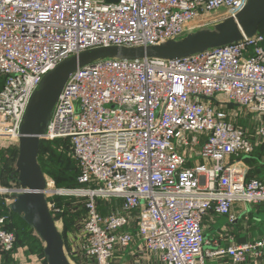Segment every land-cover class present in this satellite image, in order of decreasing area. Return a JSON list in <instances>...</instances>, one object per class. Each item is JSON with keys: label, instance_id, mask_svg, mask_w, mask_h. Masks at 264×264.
<instances>
[{"label": "built area", "instance_id": "1", "mask_svg": "<svg viewBox=\"0 0 264 264\" xmlns=\"http://www.w3.org/2000/svg\"><path fill=\"white\" fill-rule=\"evenodd\" d=\"M247 1L0 0V142L8 141L0 150L18 149L34 93L63 61L96 48L178 40L236 17ZM247 115L253 133L238 126ZM41 141L51 157L67 141L79 166L81 187L46 176L45 190L53 217L69 204L85 211L66 253L73 264L74 254L87 264H115L134 244L137 264L154 256L161 264L264 256V238L205 250L204 225L211 214L235 222L237 204L264 203V182L247 179L243 162L264 146V34L184 59L84 66L67 81ZM23 192L15 181L0 184L8 209ZM99 200L122 205L104 216ZM11 222L0 216V264H45V256L18 246Z\"/></svg>", "mask_w": 264, "mask_h": 264}, {"label": "water", "instance_id": "2", "mask_svg": "<svg viewBox=\"0 0 264 264\" xmlns=\"http://www.w3.org/2000/svg\"><path fill=\"white\" fill-rule=\"evenodd\" d=\"M118 1V0H109ZM264 23V0H248L236 16L215 25L191 31L178 40L158 45L102 47L74 55L60 63L42 80L24 117L18 146L16 173L25 192L16 196L11 209L34 229L43 241L48 264H73L53 215L48 207L46 176L39 163L41 136L45 134L53 110L70 76L100 60H178L236 43L259 33Z\"/></svg>", "mask_w": 264, "mask_h": 264}, {"label": "trees", "instance_id": "3", "mask_svg": "<svg viewBox=\"0 0 264 264\" xmlns=\"http://www.w3.org/2000/svg\"><path fill=\"white\" fill-rule=\"evenodd\" d=\"M260 34H264V23L261 25ZM5 79L0 76V91L3 89ZM241 118L238 121V126L243 127L250 133H253L254 125L247 121L248 119ZM61 146H64L61 148ZM13 156L11 160L0 161V184L3 186H9L11 182L15 181L18 184V175L16 173V162L18 158V149H12ZM51 148L49 143L41 141L39 152V163L45 175L53 176L58 182V186L74 189L79 188L81 185L78 183L79 166L75 159L70 154L69 143L67 141H58L56 143V150H54L52 157L49 156ZM264 154V146L256 148L253 154L249 155L245 159L246 164L249 166V172L247 179H258L264 182V164L261 162V156ZM58 206H62L63 203L60 199L55 198ZM122 202L114 201L113 203H105L102 200L98 201V207L100 212L107 216L114 210L121 208ZM80 206V205H79ZM78 205L69 204V210L64 214H59L54 217V220L58 222L63 220L64 233L62 234L65 246L70 251L72 250V243L69 239L76 228V224L83 218L85 211L83 208H79ZM257 212H260V218L262 219V227H264V203L257 205ZM10 214L12 222L7 227L10 231H15L18 238V246H27L34 254L45 256L43 241L39 236L35 235L34 229L24 220L21 215L16 214L12 209H8L3 201L0 200V216ZM76 223V224H75ZM229 228L233 234L238 236V243H244L245 238L242 236V229L247 227V224L243 222L229 223ZM46 257V256H45ZM73 260L76 264H87L84 259L81 260L79 256L73 255ZM45 264H48L47 259Z\"/></svg>", "mask_w": 264, "mask_h": 264}, {"label": "crops", "instance_id": "4", "mask_svg": "<svg viewBox=\"0 0 264 264\" xmlns=\"http://www.w3.org/2000/svg\"><path fill=\"white\" fill-rule=\"evenodd\" d=\"M244 119H248L254 125L253 116L247 115ZM249 157V156H247ZM243 158L244 164L249 168L246 164L245 159ZM261 162L264 164V154L261 156ZM257 205H241L237 204L233 207L232 212L237 217V221L245 222L247 227L242 229V236L245 238L244 243L254 242L264 238V227H262V219L260 218V212H257ZM234 222V223H235ZM231 224L228 217L220 216L217 214H211L205 219V238L207 241L206 246H209V249L206 250H216L217 248H227L232 244H244L238 243V236L231 232L228 224ZM75 233V231L73 232ZM70 234V241L71 245H76L77 239L74 234ZM135 244L133 248L128 249L124 253H117L114 258L115 264H137V260L135 257L131 256L130 252L135 250ZM205 246V247H206ZM66 251L69 252L70 250L66 248ZM66 252V253H67ZM28 253H25V255ZM82 260V259H81ZM83 261V260H82ZM35 264V261L32 262ZM143 264H161L159 258L154 256L150 261H146ZM207 264H233L230 259L228 258H214L209 259ZM243 264H264V256L255 261L253 259H249L247 262Z\"/></svg>", "mask_w": 264, "mask_h": 264}, {"label": "rangeland", "instance_id": "5", "mask_svg": "<svg viewBox=\"0 0 264 264\" xmlns=\"http://www.w3.org/2000/svg\"><path fill=\"white\" fill-rule=\"evenodd\" d=\"M220 99V98H219ZM218 99V100H219ZM221 99L223 100L224 98L221 97ZM77 108H79L80 104L79 102L76 104ZM244 115H246V112H244ZM8 141H1L0 142V148H5L6 147V144H7ZM13 151L14 150H8V151H3V150H0V161H6L7 159L8 160H11L12 159V156H13ZM12 155V156H11ZM45 176H48V175H45ZM48 177H52V176H48ZM57 226L59 228V230L62 232V234L64 233V224L63 222H59L57 223ZM35 235L37 236V234L35 233ZM206 249H209V246H206L205 247V250ZM67 252V251H66ZM71 260V259H70ZM73 262V261H72ZM75 264V263H74Z\"/></svg>", "mask_w": 264, "mask_h": 264}]
</instances>
